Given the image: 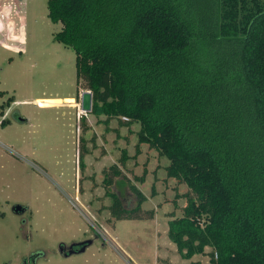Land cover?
I'll use <instances>...</instances> for the list:
<instances>
[{
    "label": "trees",
    "instance_id": "obj_1",
    "mask_svg": "<svg viewBox=\"0 0 264 264\" xmlns=\"http://www.w3.org/2000/svg\"><path fill=\"white\" fill-rule=\"evenodd\" d=\"M48 9L91 113L140 123L137 146L166 156L167 175L188 185L169 223L178 251L210 246V264H264V0H48ZM110 169L106 193L124 218L122 194L108 190L121 171ZM130 188L140 209L146 196Z\"/></svg>",
    "mask_w": 264,
    "mask_h": 264
},
{
    "label": "rangeland",
    "instance_id": "obj_2",
    "mask_svg": "<svg viewBox=\"0 0 264 264\" xmlns=\"http://www.w3.org/2000/svg\"><path fill=\"white\" fill-rule=\"evenodd\" d=\"M61 28L48 0H0V264H210V246L184 257L168 236L189 187L167 175L166 156L137 146L140 123L83 112L74 52L54 42ZM112 165L124 218L103 182ZM130 184L146 196L140 209ZM83 241V252L60 251Z\"/></svg>",
    "mask_w": 264,
    "mask_h": 264
},
{
    "label": "water",
    "instance_id": "obj_3",
    "mask_svg": "<svg viewBox=\"0 0 264 264\" xmlns=\"http://www.w3.org/2000/svg\"><path fill=\"white\" fill-rule=\"evenodd\" d=\"M59 32V30L57 32H55V34H57ZM2 40V39H0ZM3 41V40H2ZM54 42L57 44L62 45V47H68L66 44H64L61 40L58 39H54ZM66 54H68L69 52H66ZM17 54V52L14 51L13 53V58L14 59H21L22 57L19 55L17 57H14V55ZM92 92L89 90H84L81 93V108L83 110V112H90L92 110ZM21 206H17L16 207V211L20 210ZM90 243V241H83V242H78V243H73L70 245V249H68V251L66 252V255H71L73 253H78V252H83L86 250L87 244ZM78 246V249H75V247ZM64 245L60 246V251L63 250Z\"/></svg>",
    "mask_w": 264,
    "mask_h": 264
},
{
    "label": "flooded vegetation",
    "instance_id": "obj_4",
    "mask_svg": "<svg viewBox=\"0 0 264 264\" xmlns=\"http://www.w3.org/2000/svg\"><path fill=\"white\" fill-rule=\"evenodd\" d=\"M65 248H66V247L63 248V251H64L63 253H64V254H66V250H68V249H65ZM78 248H79L78 246L75 247V249H78ZM64 249H65V250H64Z\"/></svg>",
    "mask_w": 264,
    "mask_h": 264
},
{
    "label": "built area",
    "instance_id": "obj_5",
    "mask_svg": "<svg viewBox=\"0 0 264 264\" xmlns=\"http://www.w3.org/2000/svg\"><path fill=\"white\" fill-rule=\"evenodd\" d=\"M124 119H126V117H123Z\"/></svg>",
    "mask_w": 264,
    "mask_h": 264
}]
</instances>
